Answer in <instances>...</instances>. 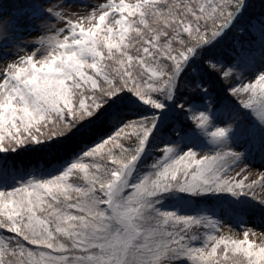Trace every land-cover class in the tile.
I'll list each match as a JSON object with an SVG mask.
<instances>
[{"label":"snow or ice","instance_id":"obj_1","mask_svg":"<svg viewBox=\"0 0 264 264\" xmlns=\"http://www.w3.org/2000/svg\"><path fill=\"white\" fill-rule=\"evenodd\" d=\"M76 5L88 14L73 20L65 9ZM246 8L247 0H14L0 13V29L14 39L36 34L21 48L29 54L0 70V264H264V239L255 238L264 231L218 234L217 219L186 210L220 194L255 199V186H264V173L248 182L233 125L215 126L204 81L223 83L264 150V70H254L250 53L234 62L209 54ZM239 31L264 49V16ZM172 110L200 143L175 126L164 132ZM96 120L110 134L51 171L6 167L8 154Z\"/></svg>","mask_w":264,"mask_h":264},{"label":"rangeland","instance_id":"obj_2","mask_svg":"<svg viewBox=\"0 0 264 264\" xmlns=\"http://www.w3.org/2000/svg\"><path fill=\"white\" fill-rule=\"evenodd\" d=\"M35 2L39 3V0H35ZM50 2L59 3L60 0H50ZM91 4H100L102 2H106V0H88ZM254 6L257 5L258 8L264 7V0H253ZM14 3V0H0V13H7L11 11V7ZM259 4V5H258ZM65 11H71L73 14L71 15V19L76 20L78 16L77 12L80 15H87L88 9L81 8L79 5L72 7L71 9L66 8ZM23 23V21H21ZM37 25L41 23V21H35ZM47 23H56L55 21H47ZM62 26V25H57ZM41 34H44L43 30H41ZM36 38V34L33 33L31 35H24L20 40H16L12 37V34L9 30L0 29V52L10 53L7 57H0V70L6 67L7 63L12 62L17 55H26L29 54L26 51H21L23 45L27 44L29 41H32ZM242 52L247 51L243 48H239L238 52L234 54L231 58L230 62H234L236 59H239L242 55ZM218 58V57H217ZM250 59L254 61V70H264V54L258 55V57H254V55L250 54ZM220 60V59H219ZM223 61V60H221ZM224 62V61H223ZM238 71L245 72V79H251L252 73L246 71L243 67L238 69ZM216 83L214 88L209 89V97L214 98L216 96V88L218 92L220 91L222 96L224 97L223 103L233 106L230 100L227 98L228 93L225 91L223 85L221 86V81L213 79ZM222 89V90H221ZM203 108V105H201ZM211 111V108L208 109ZM236 113H232L230 111L224 113V115L214 116V124L218 127H226L229 124L233 125V128L236 130V135L233 137L235 143L232 145L233 148L238 152H246L247 158L245 164L249 166L247 173L248 182L253 180H257L261 173H264V150H261L259 139L260 134L258 129L256 128L255 122L248 114V112L242 109H235ZM234 110V111H235ZM173 111V110H172ZM171 112V111H170ZM180 114V113H179ZM127 115L134 116L135 113L128 112ZM182 120H185L184 116L180 114ZM235 117V119H233ZM176 127V126H175ZM178 128V126L176 127ZM195 128V127H194ZM197 133L196 129H193L189 137H193L196 139L197 143H200V138L194 137L193 134ZM109 134V133H108ZM107 134V135H108ZM255 135V140L250 143L249 137ZM167 138V136H165ZM160 141L154 140L153 145L149 147V162L150 157L154 155L152 148L153 146L159 144ZM33 148H28V150ZM27 150V149H23ZM245 164H240L238 167L233 169L229 175L236 176V173L240 171L241 168L245 166ZM57 166L51 167L49 170L51 171L53 168ZM10 169V168H9ZM254 196L255 199L252 198L251 194L249 197H240L237 201V198L231 197L229 194H220L216 195L217 198H222L224 202H227V206H222L218 212L214 213L213 218L217 219L220 224V232L218 234L231 235L234 238H242V233L238 229L242 228H255L257 232L264 231V206L258 201L264 200V186L257 185L254 188ZM195 201H193L187 211L194 214L195 209ZM212 211V210H211ZM243 221V223H241ZM256 239H264V237H260L257 235Z\"/></svg>","mask_w":264,"mask_h":264},{"label":"trees","instance_id":"obj_3","mask_svg":"<svg viewBox=\"0 0 264 264\" xmlns=\"http://www.w3.org/2000/svg\"><path fill=\"white\" fill-rule=\"evenodd\" d=\"M261 16H264V7L258 8L257 5L254 6L253 0H247V8L237 26L234 27L232 31H230L213 49H211L209 54L216 59L223 60L224 62H230L232 60L231 58L238 52L239 48L245 49L247 53L254 55V57H258V55L263 56L264 49L260 46L258 36H252L247 31L243 33L239 31L240 28L246 27L249 19L259 18ZM213 79H215L216 82L219 80L216 76L204 75L205 86L208 89L214 88L216 83ZM222 85L223 83H221V86ZM215 92L216 96L213 98L215 108L211 109L214 116L224 115V113L227 114V112L229 113L230 111L236 113L235 109H241L231 96L228 95L229 97L227 98L233 106L223 103L224 97H218L221 92H218L217 88ZM193 99L198 102L200 98L199 96H195ZM172 126H178V128L183 129L187 135L191 134L193 129H195L194 125L189 121L186 122L182 120L180 114L175 110L169 114L167 122L162 127L164 132L167 133ZM108 133L110 134L109 123H106L103 120H96L91 124L74 131L71 135L58 139L45 147H35L30 150H21L16 154H8L4 157L6 167L17 169L20 172L32 171L36 167H47L48 169L53 166L58 167L59 162L70 160L74 153L86 149L100 137H104ZM175 138L176 135L173 133L172 139ZM194 204V210L202 211L212 217L215 212H218L220 208H222V206L228 207L227 202H224L222 198H217L216 196L201 198L196 200Z\"/></svg>","mask_w":264,"mask_h":264}]
</instances>
